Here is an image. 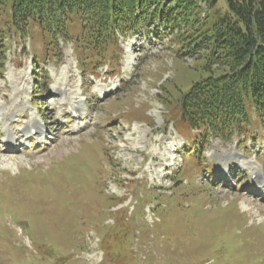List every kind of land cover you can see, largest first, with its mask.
Here are the masks:
<instances>
[{"label":"rangeland","instance_id":"rangeland-1","mask_svg":"<svg viewBox=\"0 0 264 264\" xmlns=\"http://www.w3.org/2000/svg\"><path fill=\"white\" fill-rule=\"evenodd\" d=\"M210 2L209 13L229 12L228 0ZM68 27L81 32L76 17ZM118 42L120 73L92 76L77 67L71 42L59 41L53 55L38 26L25 37L0 33V133L14 98L32 112L36 91L39 119L55 123L41 149L0 150V264H264V192L236 190L253 173L262 179L264 135L210 136V164L188 160L194 133L167 121L160 96L206 75L194 67L199 56L178 50L165 30ZM66 104L87 109L76 133L58 125ZM24 117L18 128L34 114ZM205 168L229 178L210 182Z\"/></svg>","mask_w":264,"mask_h":264},{"label":"trees","instance_id":"trees-1","mask_svg":"<svg viewBox=\"0 0 264 264\" xmlns=\"http://www.w3.org/2000/svg\"><path fill=\"white\" fill-rule=\"evenodd\" d=\"M168 1L0 0V33L25 37L38 26L54 55L59 41L71 42L79 70L94 73L102 65L119 70L118 36L165 30L178 50L199 56L194 67L206 73L178 95L163 87L160 96L167 121L180 134L194 133L190 158L202 166L210 136L229 142L264 131V0H228L227 13H209L210 0ZM75 17L81 32L73 36Z\"/></svg>","mask_w":264,"mask_h":264},{"label":"bare ground","instance_id":"bare-ground-1","mask_svg":"<svg viewBox=\"0 0 264 264\" xmlns=\"http://www.w3.org/2000/svg\"><path fill=\"white\" fill-rule=\"evenodd\" d=\"M14 96L15 95H19L21 92L18 91V90H15L14 92ZM18 98H14V100L17 101ZM20 101V103L18 104L20 106V108H16L17 105L14 104L15 106V110L13 111V116L11 113H6V118H8L9 116H11V120H12V123L15 124L16 126L15 127H18V125L21 124V120H20V115L17 113V111H22V108H23V104L21 102L20 99H18ZM72 110L73 111H78L79 110V107H77V105H74V107H72ZM30 115H32L33 117V113H29ZM82 114V113H81ZM32 120V121H31ZM31 120H27V125H25L23 128H18L16 133H27L28 134V131L30 128H35L36 129V133H35V137H38L40 138V134H44L46 133L47 135H49L51 133V129L52 126L55 125L54 121L52 123H48L47 125L45 124H41V120L40 119H37V117H33L31 118ZM48 122V121H47Z\"/></svg>","mask_w":264,"mask_h":264}]
</instances>
